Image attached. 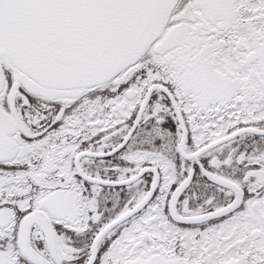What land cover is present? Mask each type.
I'll return each mask as SVG.
<instances>
[{
	"label": "snow or ice",
	"instance_id": "obj_1",
	"mask_svg": "<svg viewBox=\"0 0 264 264\" xmlns=\"http://www.w3.org/2000/svg\"><path fill=\"white\" fill-rule=\"evenodd\" d=\"M0 264H264V0H0Z\"/></svg>",
	"mask_w": 264,
	"mask_h": 264
}]
</instances>
